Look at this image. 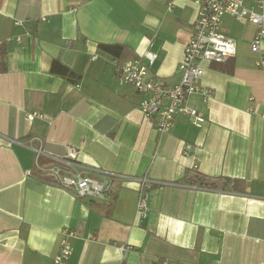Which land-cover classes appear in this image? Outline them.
<instances>
[{
    "label": "crops",
    "instance_id": "1",
    "mask_svg": "<svg viewBox=\"0 0 264 264\" xmlns=\"http://www.w3.org/2000/svg\"><path fill=\"white\" fill-rule=\"evenodd\" d=\"M168 2L0 0V264H53L65 226L67 264H264V40L253 51L255 24L225 15L236 52L203 61L214 92L188 97L206 119L179 111L161 131L112 60L151 49L150 76L182 79L197 5ZM67 144L86 164L154 178L148 214L137 178L115 179L108 200L40 179L32 146L47 164Z\"/></svg>",
    "mask_w": 264,
    "mask_h": 264
},
{
    "label": "built area",
    "instance_id": "2",
    "mask_svg": "<svg viewBox=\"0 0 264 264\" xmlns=\"http://www.w3.org/2000/svg\"><path fill=\"white\" fill-rule=\"evenodd\" d=\"M197 5V16L192 24L190 37L185 45L179 68L182 79L175 84H167L162 79L150 76V68L158 54L148 49L143 58H135L120 62L113 58L115 71L120 83H131L137 91L143 94L141 109L148 117L154 119L161 131L171 128L177 112L189 115L192 122L200 126L206 119L204 114L188 104V97L194 92H200L206 99L210 97L214 88L200 83L204 74L203 61L222 62L236 52V41L228 35L223 26L225 15L243 21L250 20L256 30L250 42L253 51L259 52L264 40V0H192ZM174 0H169L171 8ZM153 41H149L152 45ZM264 53H261V61ZM42 116L38 111L29 112L33 119ZM35 150V166L42 172L50 173L60 186L70 190L73 195L81 198H96L108 200L111 196L112 184L118 178H137L140 190L137 200V212L146 216L149 210L150 189L156 182L148 175L132 176L122 172L105 170L99 166L86 164L79 160L78 148L67 144L64 155H51V161L42 164L40 161L41 146H32ZM32 173V170H27ZM198 188H210L209 184H192ZM61 246L53 258V264H67L72 254V237L76 231L69 226L61 229ZM130 246H123V248Z\"/></svg>",
    "mask_w": 264,
    "mask_h": 264
},
{
    "label": "trees",
    "instance_id": "3",
    "mask_svg": "<svg viewBox=\"0 0 264 264\" xmlns=\"http://www.w3.org/2000/svg\"><path fill=\"white\" fill-rule=\"evenodd\" d=\"M37 176L42 179V180H45V181H48L49 179L51 178H54L53 175H51L50 173H47V172H42V171H39L38 173H36ZM55 179V178H54Z\"/></svg>",
    "mask_w": 264,
    "mask_h": 264
}]
</instances>
